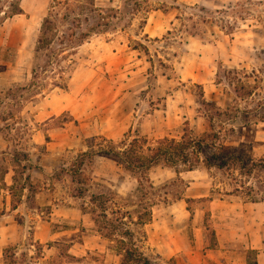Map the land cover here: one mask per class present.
Segmentation results:
<instances>
[{
  "label": "rangeland",
  "instance_id": "1",
  "mask_svg": "<svg viewBox=\"0 0 264 264\" xmlns=\"http://www.w3.org/2000/svg\"><path fill=\"white\" fill-rule=\"evenodd\" d=\"M125 1L95 0L113 8L114 26L79 47L66 87L36 99L29 82L52 0H22L23 13L0 25V187L10 182L0 194V264H121L96 231L90 198L102 186L125 196L135 181L110 155H82L93 138L104 146L126 133L179 138L185 127L202 136L214 103L240 111L225 124L234 128L226 146L245 145L264 166V120L242 118L264 102V0H148L147 8L133 0L132 10ZM150 175L171 199L155 208L145 242L136 235L151 264H256L264 200L232 192L217 168L178 175L157 166ZM245 179L264 197V168Z\"/></svg>",
  "mask_w": 264,
  "mask_h": 264
},
{
  "label": "trees",
  "instance_id": "2",
  "mask_svg": "<svg viewBox=\"0 0 264 264\" xmlns=\"http://www.w3.org/2000/svg\"><path fill=\"white\" fill-rule=\"evenodd\" d=\"M21 1L0 0V25L6 19L23 13ZM131 1L133 0L125 1L124 8L132 10L133 3L131 7L127 5ZM143 2L147 8L148 0ZM162 6L166 9L173 7L164 2ZM112 10L113 8H107L105 12L96 6L95 0H52L50 10L41 22L35 47L29 82L31 90L36 92L33 94L35 99L49 87L67 86V74L78 62L76 55L79 47L92 35L114 26ZM251 92L248 90L245 95H251ZM207 105L210 106L206 108L210 129L202 136L193 135L189 127L183 128L179 138L164 136L153 141L146 135L126 133L119 142L109 141L106 146L96 143V138H93L91 148L94 150L82 154L89 155L93 152L96 155L112 156L116 166L135 181L125 196L102 186L90 198L96 231L107 241L108 248L115 249L117 255L121 256V264H151L150 258L140 250L135 239L142 232V242H145V226L152 221L155 208L171 201L170 192L164 186L157 187L151 179L150 172L157 166L173 169L178 175L199 168L207 171L217 168L228 174L233 184L232 192H243L245 189L250 201L264 200L263 196H253L254 186L248 185L245 179L252 176L258 167L264 166L253 157L251 149L243 148L245 145L232 149L225 144L226 135L234 131V128H228L225 124L229 119L238 117L239 108L222 111L214 103ZM242 115L245 124L264 120V102L256 108L242 111ZM9 135L3 136L8 142ZM15 141L16 147L18 144ZM20 153L19 150L13 153L16 164L21 161ZM6 172L7 170L4 174ZM17 180V176H13V181ZM7 187L3 178V187L0 188ZM257 187L262 189L264 185L257 184ZM78 189L80 192L87 190L84 186H79ZM29 190L32 191V188ZM8 250L10 249L7 248L5 252Z\"/></svg>",
  "mask_w": 264,
  "mask_h": 264
},
{
  "label": "crops",
  "instance_id": "3",
  "mask_svg": "<svg viewBox=\"0 0 264 264\" xmlns=\"http://www.w3.org/2000/svg\"><path fill=\"white\" fill-rule=\"evenodd\" d=\"M5 147H6V145L4 146V144H2V138L0 137V150H5ZM7 174H9V172L6 173V176H7ZM5 181H6L7 185L10 184L9 180H7L6 177H5ZM3 190L6 191V193H8L9 188H8V187H7V189H3V188L1 189V188H0V194H1V195H2V191H3ZM7 197H9V195H8ZM14 208H15V207H14ZM13 213H16L15 210L11 211L10 213H6V215H1V216H2L1 218L12 216ZM256 264H264V249H263V251H261V253L259 254V257H258V259H257Z\"/></svg>",
  "mask_w": 264,
  "mask_h": 264
}]
</instances>
